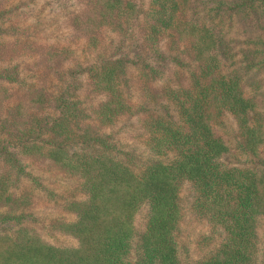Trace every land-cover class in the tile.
<instances>
[{"label":"trees","instance_id":"obj_1","mask_svg":"<svg viewBox=\"0 0 264 264\" xmlns=\"http://www.w3.org/2000/svg\"><path fill=\"white\" fill-rule=\"evenodd\" d=\"M0 264H264V0H0Z\"/></svg>","mask_w":264,"mask_h":264}]
</instances>
